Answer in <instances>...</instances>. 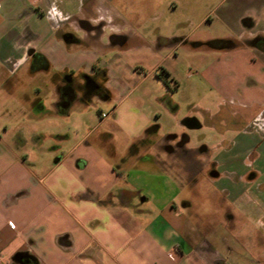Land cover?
Returning a JSON list of instances; mask_svg holds the SVG:
<instances>
[{
	"label": "crops",
	"instance_id": "0c3cea01",
	"mask_svg": "<svg viewBox=\"0 0 264 264\" xmlns=\"http://www.w3.org/2000/svg\"><path fill=\"white\" fill-rule=\"evenodd\" d=\"M13 1L19 5L11 8ZM108 1L92 2L90 21L104 26L89 44L118 60L95 55L84 65L80 44L65 37L80 29V0H3L4 10L0 4V91L12 101L0 105V116L13 115L8 123L0 119V264H264L230 245L241 230L219 228L235 213L219 219L223 206L215 203L204 214L209 228H198L170 176L138 166L153 163L156 144L171 152L181 135L160 136L156 123L157 109L174 116L178 109L165 61L178 50L213 56L203 75L231 102L233 119L225 123L219 109L218 127L243 138L217 153L210 176L226 204H243L237 216L264 225V47L247 42L264 39V0H141L144 17H129L125 2L119 9ZM161 21L215 23L229 36L213 39L217 48L197 46L211 39L162 36ZM88 77L102 90H82ZM96 100L98 121L71 119L75 108L84 112ZM66 117L67 128L55 122ZM185 119L183 127L197 129ZM49 138L58 144L45 151L41 143ZM253 153L255 166L245 162Z\"/></svg>",
	"mask_w": 264,
	"mask_h": 264
},
{
	"label": "rangeland",
	"instance_id": "374dc122",
	"mask_svg": "<svg viewBox=\"0 0 264 264\" xmlns=\"http://www.w3.org/2000/svg\"><path fill=\"white\" fill-rule=\"evenodd\" d=\"M93 1L94 0H80V16L90 15ZM103 1H107V3L110 2L108 0ZM140 2L141 0H115L112 4L119 9L123 6L122 4H124V6L126 5L128 7L127 12L130 13L129 17H135L136 15L144 17L148 14L146 13L145 15L142 13ZM0 4L3 6L2 10L7 9L3 0H0ZM10 5H13L11 7L13 8L19 5V3L13 1ZM0 22H3V17ZM154 23L157 24L156 22ZM160 25L161 29L159 33L162 34V36H171L175 33L185 36L189 35L193 38L203 40L221 39L229 36V31L215 23H205L188 27H172L167 22L163 23V21H161ZM75 26L77 27V24ZM152 33H157V30H154ZM73 34L78 38L84 39L82 30H75ZM79 51L82 65L88 64V60L91 57H95V55H97L101 61L107 62L108 64H112L118 60L114 51L106 52L105 47H98L94 50L91 44L85 42L80 44ZM212 57L203 56L198 58L191 53H182L181 50H178L177 53H172L165 61L163 67L171 68L175 76L173 81L169 80L168 82L171 92L176 91L173 98L178 109L175 116L166 115L163 110L157 109L159 113H156V123L161 126L160 136L165 137L169 134H186L189 137V141L183 147L178 149L174 148L171 152L164 151L163 147L156 144L150 151V154L155 159L153 163H138V166L146 170H160L170 176L179 189L180 194L177 198L178 203L180 205L186 204L185 207L182 205V210L198 228L202 225L209 228V222L207 218L206 220L204 219V214L207 213V211L210 212L215 203L223 206V210L217 214V218L223 219V216L227 213H235V219L227 223V227L219 226V228L225 232L237 229L241 230L239 233L240 238L235 240L231 239L229 242L230 245L235 247V249L241 253V256L260 260L264 258V225L261 226L252 219L244 221L243 217L237 216L239 210L245 209L243 204L239 201H236L233 207L226 204L228 202L224 200L221 193L215 189L216 179H212L210 176L211 172L214 171L212 162L214 158H216L217 153L221 150L226 151L227 149L228 152L231 151V145L240 142L243 138L242 134H238V132L228 131L227 129L221 131L222 128L218 127L221 121L218 122L220 118L216 115L217 111L220 109L221 118H224L225 123L230 125L233 122L232 107L226 104L231 102L223 100L218 92L213 89L211 84L204 78V65L214 60ZM134 61L135 59L132 55L126 58V62L129 63V65H133V63H135ZM135 70L137 71L139 68ZM159 72L160 69L157 73ZM114 76L115 75H113V78ZM135 83L137 82L135 81ZM138 90L136 92H138ZM17 96L21 98L22 94L18 93ZM11 102L7 94L0 91V105L3 106V104H6L8 107H11L9 105ZM98 104L97 100L92 101L84 112L80 111V108H75L71 115V119L79 120L81 124L84 125L89 121H98L99 115L96 110ZM207 108L208 110H206ZM101 110L104 111V109ZM11 118H13V115L9 113L5 114V112L2 111L0 116L2 121L8 123ZM67 118L68 117L62 120H56L55 122H57L59 126L67 128L69 126ZM185 118L197 119L200 123V127L197 129H186L181 124L182 120ZM41 144H43V150L52 151L53 148L56 149L58 142L49 138ZM257 144L258 141L254 142V149H256ZM261 145H263V143H261ZM41 151L42 150L39 149L38 153ZM254 153L250 157H247L245 161L247 164L256 165L253 159L257 155ZM227 178L233 180L237 178V176L230 175ZM227 210H233L234 212H227ZM222 222L223 221L220 220L219 223Z\"/></svg>",
	"mask_w": 264,
	"mask_h": 264
},
{
	"label": "flooded vegetation",
	"instance_id": "af4514ba",
	"mask_svg": "<svg viewBox=\"0 0 264 264\" xmlns=\"http://www.w3.org/2000/svg\"><path fill=\"white\" fill-rule=\"evenodd\" d=\"M80 15H81V13H80ZM80 15H77L74 17V22H75V25L77 24V26L80 27L79 30L83 31L84 39L76 37L73 33H66L65 37L73 39L78 44H81L84 42L90 43L92 40L94 41V38H98V36L102 35L104 23L99 22L97 24H92L90 21V18L93 16V14L91 12H90V15H88V16L82 17ZM64 23L67 24L68 21H65ZM91 31H94L95 34H91ZM115 40H118V39H116V37H115ZM247 42L256 43V44L259 43V44H262L264 47V39L261 38L260 36H254L250 40H247ZM80 88L82 90L85 88H87L88 90L90 88H92V89L95 88V90L97 89V91L102 90L101 86L99 84L95 83L94 79H92L90 77L87 78L86 82H84V84H82L80 86ZM187 124L194 125L195 122L193 120H190L187 122ZM187 138L188 137L185 134H182L178 137H176V136L173 137L174 144L170 147V149L173 150L174 148L178 149V148L183 147ZM214 171H212L211 174L214 173Z\"/></svg>",
	"mask_w": 264,
	"mask_h": 264
},
{
	"label": "trees",
	"instance_id": "16d2710c",
	"mask_svg": "<svg viewBox=\"0 0 264 264\" xmlns=\"http://www.w3.org/2000/svg\"><path fill=\"white\" fill-rule=\"evenodd\" d=\"M220 44V41L219 40H209V41H206L204 43H196L195 45L197 46H205V47H209V48H217ZM158 76H161L165 81V78L168 77V72L166 70H164L163 68H160V72L158 74Z\"/></svg>",
	"mask_w": 264,
	"mask_h": 264
},
{
	"label": "water",
	"instance_id": "95a60500",
	"mask_svg": "<svg viewBox=\"0 0 264 264\" xmlns=\"http://www.w3.org/2000/svg\"><path fill=\"white\" fill-rule=\"evenodd\" d=\"M187 120H193L194 122H195V124L194 125H191V128H198L200 125H199V123L193 118V119H185L184 120V123H185V121H187ZM188 126V125H187ZM212 176H216V173L214 172V173H212L211 174Z\"/></svg>",
	"mask_w": 264,
	"mask_h": 264
},
{
	"label": "built area",
	"instance_id": "2783aa9c",
	"mask_svg": "<svg viewBox=\"0 0 264 264\" xmlns=\"http://www.w3.org/2000/svg\"><path fill=\"white\" fill-rule=\"evenodd\" d=\"M104 116H106V114L103 113V114H102V117H104Z\"/></svg>",
	"mask_w": 264,
	"mask_h": 264
}]
</instances>
